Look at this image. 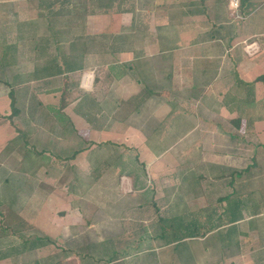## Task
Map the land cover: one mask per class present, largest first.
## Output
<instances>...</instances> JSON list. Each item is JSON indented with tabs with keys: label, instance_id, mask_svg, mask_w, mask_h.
Here are the masks:
<instances>
[{
	"label": "rangeland",
	"instance_id": "1",
	"mask_svg": "<svg viewBox=\"0 0 264 264\" xmlns=\"http://www.w3.org/2000/svg\"><path fill=\"white\" fill-rule=\"evenodd\" d=\"M108 1L0 0V264H183L188 252L179 248L177 255L174 246H163L155 235L161 218L188 213L186 218L204 223L201 239L189 241L195 256L189 264H264V90H238L230 76L210 90L180 89L185 82L177 81L170 120L168 110L156 103L144 105L138 114L135 98L121 100L115 86L109 92L102 81L97 94L106 105L103 114L112 118L115 142L96 146L85 142L61 112L65 81L40 79V69L51 62L104 73L112 62L120 66L127 43L144 38L142 27L144 32L155 27L167 44L190 29L196 38L198 27L169 26L165 17L153 26L141 19L128 38L120 31L99 32L107 18L89 16ZM109 2L121 11V0ZM204 67L183 63L177 72L186 71L201 86L206 83L198 79L202 71L214 72V66ZM156 69L167 72L163 64ZM146 83V89L162 90L158 81ZM13 85L16 101L10 96ZM83 85L89 89L90 80ZM235 109V114L229 112ZM72 110L74 106L69 114ZM234 117L244 124L236 127L230 122ZM121 123L143 132L152 153L168 152L160 165L141 163L143 139L124 137ZM72 152L81 154L67 161ZM219 170L242 175L244 219L227 246L224 236L230 227H223L217 216L228 215L229 207H219L216 186L202 189L203 195L206 182L200 185L199 178L216 176ZM112 250L114 261L107 259Z\"/></svg>",
	"mask_w": 264,
	"mask_h": 264
},
{
	"label": "crops",
	"instance_id": "2",
	"mask_svg": "<svg viewBox=\"0 0 264 264\" xmlns=\"http://www.w3.org/2000/svg\"><path fill=\"white\" fill-rule=\"evenodd\" d=\"M13 1L17 2L20 0ZM109 1L105 9H95L91 12V16H89L90 18L96 16H105L107 18L105 30L99 32H104L106 34L122 32V37L125 38L126 36L128 38L130 37L129 35L133 33L131 27L135 24L139 26L141 19H145L147 23L149 21L153 26L155 22L161 23L163 17L167 19L165 23L169 26H174L176 28H179V26L182 28L195 26V28L198 27V29H196V34L194 36L196 38L193 40L191 37L193 35V30L190 29L188 31H181L179 39L176 38L175 43L167 44L162 41L161 38L159 39L155 27H150L148 29L149 31L147 30L145 32L143 31L144 27H142V32L140 33L144 38L141 37V40L138 42L136 40L132 41V43L129 41L127 43V45L129 44L127 50L120 52V66H116L118 64L112 62L110 66L104 68L105 73L93 71L91 69L83 70V67L76 65H74V67L77 68V70L75 68L74 70H70L66 69L64 64L60 63L56 65L61 66V74L53 75L41 71L44 75L40 77L42 80L59 77L65 81L66 84L64 88H61L62 97L65 88L69 86L68 92L66 91V95H68L66 100L69 103L63 108L62 99L60 109L61 112L65 113L63 115L65 118L67 115L73 128L85 139V142L90 141L89 144L92 145L94 143L96 145L115 142V133L112 131V127H110V121H108V119L112 118H108V116L106 117L103 114L102 110L106 105L97 94L100 89H102V81L107 82L106 88L109 89V92L110 87L115 86L116 93L119 94L118 97L121 98V100L126 101L130 98H135L134 100L137 101L136 105H138L136 110L138 114L144 113V105L152 106L156 103L159 105V109L163 106L168 110V117L171 115L169 118L170 120L174 117V106L177 104L173 91L177 81L185 82L180 86V89L199 91L200 87L206 86L205 88L210 90L214 88L218 82L226 80L230 76V79L235 82L238 90L241 87L247 88L250 92L255 91V93L258 91L259 87L264 90V81H259V78L264 76V0H239L240 6L238 14L242 16L243 19L241 20L232 19L234 14L230 6L232 0H121L123 7L119 12L111 6ZM247 41L256 43L260 50L254 55H247L244 50V45H246ZM124 47V45L121 46V48ZM159 55H161V57H157ZM183 63L185 65L199 64L205 66L206 68H204L206 70L214 66V69H212L214 72L205 73V70L202 71L198 79H204L206 83L199 86L197 83H192L193 77L186 71L184 73H181L183 72L182 70L179 73L177 72V69L183 66ZM158 64H163L167 72L157 70ZM48 65L50 64L45 63L42 69ZM37 71L39 72V70ZM89 78L91 86L88 89L85 88L83 83ZM151 79L160 82L156 86L162 90L152 88L146 89V82ZM72 85L75 89L71 87ZM160 85L162 88L159 87ZM14 87L13 85L10 96H12V100L14 98V101H16ZM77 96L78 98L75 99ZM162 96L167 99L165 102L159 101V98ZM151 97H156L157 102ZM223 97L226 96L224 95ZM70 106H74V110L71 111V114H69L68 111ZM158 112L160 111L155 112V114L157 115ZM213 112L212 109L211 111L209 110V114ZM229 112L235 114L237 110H229ZM106 113L108 114V112ZM236 119L237 117H234L230 122L234 123ZM146 120V118L143 119L144 123ZM104 122H106V125H102ZM122 123L120 124L122 125L121 131L125 132L126 128L124 137L126 136V138L130 140L135 138L143 139L139 144L143 147V151L141 152L143 156L142 159H140L141 163H144L147 168L153 167L157 163L160 165L161 157L164 155L166 156L168 152L163 155H160V153L157 155L154 152L152 153L147 145L146 135L143 136V132L141 131H135L136 128L134 125L128 126ZM241 124H244L243 120ZM217 125L220 126L219 123ZM82 130H87L88 134L84 135L81 132ZM130 134L131 136H129ZM80 154L81 153L72 152L70 157L67 158V161L76 160ZM59 158L60 157H58V159ZM218 172L216 176L205 174L204 176H199L201 179L198 178L201 182L200 185L203 180L206 182V185L201 186L202 194L205 192V190L202 189H206L207 187L213 188L214 186H216L214 187L216 191L221 193L218 194L219 197L228 195L237 189H241V171H232V174L229 175H226V172L224 173L223 170H219ZM206 179H210L211 181L207 184ZM227 179L229 180L227 181ZM192 188L196 190L193 186ZM172 193V190L169 191V199L172 197ZM191 199L193 201L195 200L194 197H191ZM216 201L220 203L219 207L222 205L221 208L227 206L225 200L220 201V198H217ZM217 221H221L223 227L226 225L230 227L229 220H226L225 215H218ZM239 222H242V220L236 222V224ZM0 255L2 254L0 253Z\"/></svg>",
	"mask_w": 264,
	"mask_h": 264
},
{
	"label": "trees",
	"instance_id": "3",
	"mask_svg": "<svg viewBox=\"0 0 264 264\" xmlns=\"http://www.w3.org/2000/svg\"><path fill=\"white\" fill-rule=\"evenodd\" d=\"M48 49L51 50V48H48ZM74 68H75L74 66H70L66 69L74 70ZM75 69L77 70V68ZM41 71L49 73V74L57 75V74L62 73V68L61 66L56 65V64L54 66V62L53 63L51 62V65L45 67L44 69H41ZM259 81H264V76H261L259 78ZM68 89H69V86L65 88L64 95L62 97L63 99L62 107L63 108L66 107L69 103L66 100V97H68V95H66V91L68 92ZM14 112H15V109H14ZM241 121L242 119L240 118H237L236 120H234L236 127L241 125ZM240 193H241L240 189H237L235 191H232L228 195L219 197L220 201L225 200L227 202V206L225 207H229L227 210V214L230 216L226 215V211H224V215L228 216L227 218L230 223V229L226 233V236H224V238L225 237L227 238V242L225 244L226 246L227 244H232V240H234V239H230V235L234 236V231H237L236 222L244 219V213H243L244 205H243V201L240 196ZM188 214H184L182 216L180 215L175 216L173 217L175 220L174 219L170 220L171 218H167V217L161 218L157 225V232L155 235L157 240L159 241L161 240L163 242V246L165 247L174 246V252H176L177 255H178V252H180V249L182 250L185 249V251L188 252V258H185L183 264H189L191 260L193 261L195 260L194 259L195 256L189 252V241L194 240V239H200V237L203 236L200 233V231L204 223H202L201 221L199 222L198 217L193 216L192 219L186 218L185 216ZM213 227L215 228L218 226L215 225ZM220 234H222L221 236L223 238V232L221 231V229H220ZM181 246L182 247L184 246L185 248H181ZM112 251H113L112 257L111 258L107 257V259L114 261L115 258L117 257V253L115 252V250H112Z\"/></svg>",
	"mask_w": 264,
	"mask_h": 264
},
{
	"label": "built area",
	"instance_id": "4",
	"mask_svg": "<svg viewBox=\"0 0 264 264\" xmlns=\"http://www.w3.org/2000/svg\"><path fill=\"white\" fill-rule=\"evenodd\" d=\"M230 6L232 8V10L234 11V14H233V17L232 19H243L242 16H240L238 14V11H239V6H240V2L239 0H232L231 3H230ZM258 45L256 43H250V44H247L245 46V52L248 54V55H254L256 53V49H258Z\"/></svg>",
	"mask_w": 264,
	"mask_h": 264
},
{
	"label": "bare ground",
	"instance_id": "5",
	"mask_svg": "<svg viewBox=\"0 0 264 264\" xmlns=\"http://www.w3.org/2000/svg\"><path fill=\"white\" fill-rule=\"evenodd\" d=\"M89 80H90V78H89Z\"/></svg>",
	"mask_w": 264,
	"mask_h": 264
}]
</instances>
